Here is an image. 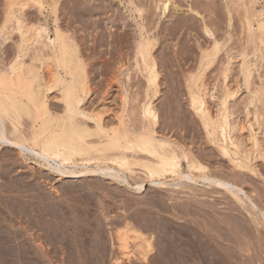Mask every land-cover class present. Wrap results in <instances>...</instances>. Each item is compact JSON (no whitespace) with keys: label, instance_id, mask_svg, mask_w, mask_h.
<instances>
[{"label":"bare ground","instance_id":"1","mask_svg":"<svg viewBox=\"0 0 264 264\" xmlns=\"http://www.w3.org/2000/svg\"><path fill=\"white\" fill-rule=\"evenodd\" d=\"M84 1L86 2L89 0ZM91 1L95 3L97 9L100 10L101 8H103L102 10L104 11L108 8V6L112 5V1L110 0H90V2ZM151 1V4H146L145 0H136V2L135 0H129V7H131V10H129H134L138 14L140 19H142L140 23H137L134 43L133 46L131 45L133 57L136 60V66L138 67V70L141 72V75L144 78V94H142L144 96L141 97L142 99L140 98V107L138 105V107L140 108L139 114L141 117L139 122L134 121L135 117L131 118L134 112H132V114H128L129 110H127V105L132 99H130L132 95L130 96L128 90H121L120 92L119 103L122 104L120 105L123 110L119 115L114 114V116H116V120L114 118L111 119L109 115H106L108 114L105 113L107 111V104L103 105L104 108L101 105L99 106L100 108L95 107L98 106L95 105V102H100L101 100H97L99 98L97 94V97L94 96L96 93V89L94 90L91 84L94 76H92V71L90 72L88 68V57H85V51L82 49L84 39L82 40L79 39L78 36L75 35V37L72 35L74 27L72 29L71 25L75 22L70 19L71 22L67 20L69 22L67 23L65 21L66 18L64 19L60 16L61 11L58 3L54 4L51 9L48 10L42 5L36 6V4H31L30 0H11L5 4L4 8H0V146L2 145L9 148H15L16 150H18L19 155H33L37 159H42L43 162L50 160L55 161L57 163V166L55 167L57 173H63L64 175L70 177H74L80 174L95 175L97 173H101L105 177L121 182L118 180L120 178L119 175V178L117 179V177H115L116 175H114V172L118 171L126 174L129 173V176L132 177L135 169H140L143 172L142 175L145 176V181L155 182L156 184L163 183V181H165L163 180L164 177H174L175 175L179 178L185 176L188 180L190 179L191 181H198L199 179H201L209 182L210 184H213L214 186H216V188L233 192L237 197V200L239 198L238 201H241L242 204L243 201L248 199L254 208H258V205L253 200L252 196L248 195L244 188L230 181H227L226 179H221L215 175L214 177L211 176L208 173L209 166L205 163L204 159L203 161L199 157L193 154H189L184 147L175 145L176 141H174L169 136H164L166 134L160 131V113L158 108L156 107L155 99H157L156 97L160 93L161 73L154 49L158 44L160 38L159 32L162 29L161 26L160 28H158L159 25H161L160 20L166 17L171 11L174 1ZM84 3L83 6H80V4H76L72 7H69V13L74 16L76 20L79 19L78 22V20L76 21L75 18H73L76 22L79 23V25L81 20V24L84 23L83 19L86 16L92 17L93 13L95 14L96 12L95 6H91L87 3L89 5L88 6L86 3ZM187 5L188 6L187 8H185V10L182 9L183 13L189 12L190 14L192 13V16L194 17H200L201 27L204 34L213 38V41L210 44L200 45V56L198 59L196 71L191 72L186 79L190 110L198 116L200 125L203 128L208 141L217 145L220 153L223 156L228 157L230 162L233 163L232 165H234L235 169H240L243 172L249 171L253 174H257L259 173V170L257 169L256 164L253 163V161L260 159L264 162V109H261L262 107H264V73L262 75L259 74L261 79L260 83H257L258 85L251 89V95L248 100L245 101L246 115L248 117L251 115L252 119L249 120V122L248 120L245 121L242 118L240 120L238 118L232 119L231 117L233 116L235 111L231 107L230 100L235 96L236 91L228 83V77L232 72V60L234 57L230 53H227L226 59L222 61L221 65L219 63V70L217 68L218 73L216 75L217 82L215 83V87L218 86V82H221V88L218 95L212 93L211 96H218L217 99L219 107L216 108L214 112H212L207 106V96L209 94V91L207 89L204 78L207 71L216 64L221 52L224 49L226 50V48L228 47L229 38H220L219 36L215 35L213 28L208 23L207 16H203L200 10L194 8L192 4L188 3ZM122 9L124 8L119 7L117 11L120 12ZM175 9L177 10V6H175ZM108 10L109 9H107L106 11L108 12ZM151 14L159 16L155 22H150L148 20V16ZM228 15V22L231 25V13ZM258 15V20L254 24L253 20L251 19V17H249L248 14H246L245 16L248 33L247 43L250 42L255 46L250 49V52L248 48H244V50L240 52V56L243 58L241 71L243 74L244 83L248 88H250L252 79L254 78L256 67H258L257 70H260L261 67L264 68V17L262 16L264 15V9L261 10ZM144 19L146 20V22H149L146 24ZM85 23H87V20H85ZM106 23L107 27H109L112 22L108 21ZM100 24L98 25L100 26ZM73 26L75 25L73 24ZM86 27L89 28L88 24L85 26V28ZM103 27L101 31H99V38H97V45L99 46H103L106 39L108 38H106L107 33L104 34L107 29L103 32ZM85 28L83 29L82 27V30L85 31ZM96 31H98V29H96ZM78 32H80L81 34V31L77 30V35L79 34ZM122 32L123 31H121L120 33L122 34ZM126 32L128 33V31ZM227 32L229 34V31ZM82 36L83 35H81L80 37ZM121 40L122 39L120 38V41ZM126 47L128 46H125L124 48ZM252 57H254L255 60H253ZM120 68L122 69L123 67ZM129 70L127 69L125 71V76L127 77V79H130ZM140 90L142 91V89ZM129 91L131 92V90ZM99 96L101 95L99 94ZM134 96L133 98L136 100L132 99L131 102H133V100L135 102L137 101V98H135ZM251 106H253V109L251 108ZM129 113H131V111ZM106 117H109L110 119H106ZM246 123L255 129V133L253 132L249 134V138L247 137L248 139L246 138V140L241 139L237 136L235 137L232 133L236 130L239 132H243L247 128ZM256 129H260V131H256ZM8 155L10 156V152L4 153V155L1 154L2 157L4 156L6 157V159H10L11 156L10 158H8ZM2 157L0 158L2 159ZM6 159L3 160V163ZM14 161H16V159ZM183 162H185L186 164V173H184V170H182ZM7 164L10 165L11 162L8 163V161H6L5 165ZM14 164H16V162ZM5 165L1 166V170L2 172L5 171L7 173L6 176L5 174H2V176L4 175L5 178L7 177V179L10 180L9 175L11 171L14 170L12 168L10 169V166H7L9 169L7 167V169H4L5 167L3 166ZM64 166H67L66 169H61ZM78 166H84L85 168H79ZM11 167L13 166L11 165ZM260 175H262V173H260ZM12 178H14V176ZM161 178L163 181L161 180ZM123 179L124 182L129 183L132 188L133 186H135V188L139 190H141L145 185L144 182H137L135 180V177L132 184H130V181H127L125 177H123ZM4 184L5 182L2 185L5 187L4 189H6L7 187ZM9 185L10 188H12L11 185L13 184ZM9 185L7 189H10ZM188 188L193 190L191 193L192 196H190V200L188 201L179 202V199H176L173 196H167L160 200L158 194L153 195L151 201H148V203H150L149 209L155 207L158 208L159 211H163L165 213L166 211L169 212L167 208L173 207L175 209L174 210L172 208L173 211L177 210L176 213L180 211L179 214L171 211V214L172 212L175 213L172 214L173 218L169 216H167L169 218H166L164 214H162L161 216L159 215L160 217H156V215L152 218L151 216L150 218H152V222L146 220V224L150 230H155L156 228L159 229L160 227H166V229L168 227L169 229L170 226L176 227V224L178 226L179 223L181 225L178 227L179 233H181L182 236L184 235V237H186L183 241L180 242L179 240L182 237L176 236L177 238H179L177 239L176 237H174L175 235L173 236L175 238H173L174 242L170 243L171 246H166L170 250L172 249V252L169 250L171 252V255L170 252H168L170 256L167 260L169 261H165V259L168 258V255L166 256L165 254L164 256V253H167L168 249L167 251H163L164 248L162 249V251L161 249H156L157 252L160 251L158 253L160 255L159 258H161V260L158 259L160 260V263L157 262L158 260H155L156 264H237L241 261H244L240 263L243 264L245 262L252 261H247V259L244 260L248 256V259L252 256L253 258H260V256H258V250H262L264 253V233L261 230L264 228V209L259 208L261 210V214H253L251 213V209L245 206L246 208H249L248 210L250 214L244 215H246V217H248L258 227L259 225H261L260 228H258V234L256 235V238H258L261 244H258L260 248H256L257 250L255 251L252 250L253 252H250V247V249L245 248L241 244V246L237 247V249L243 252L241 253L240 257L235 255L237 258L235 262L237 261V263H234L232 262L234 260H229L228 258H226L228 255L222 256L223 254L221 253V255L218 251V249L221 248V241L225 239V235L221 232V229L227 227L223 226L225 224V221L221 217L216 216L218 214L215 215V212L217 211L216 209L213 208V210H209L204 206H199L197 204L202 202V198H198L197 195L202 196L203 194L205 195V193L201 192L202 194H199V191L197 190V192L196 189H194L192 186H189ZM4 189L2 188V190ZM3 192L5 193V191ZM242 194H244L246 198H243ZM1 198L2 197L0 196V199ZM2 199L0 201H4L5 199L8 204L6 198H4L3 200ZM167 200H171V202L173 200L174 204L177 202L178 205H174L173 203H171L170 206ZM11 202L9 201V203ZM38 202L36 204H38ZM8 206L10 207V205ZM20 207L22 206H19L18 208ZM44 207L46 208V206ZM27 210L28 208H26V211L24 210L23 212H27ZM43 210L45 209L43 208ZM0 214H2V212H0ZM24 214L25 213H23L22 215ZM163 215L165 218L163 217ZM29 216H31V214H29ZM2 218L0 220V264H17L18 262L16 261L17 259H15V257H17L18 254L15 256V245L12 246V236H14L15 234L11 235L13 231H9L10 229L5 223L3 225L2 222L4 219L2 220ZM130 218L129 220L132 221L133 218ZM42 219L44 220V218ZM121 220L116 223L112 221L111 224L114 222L115 225H117L118 223L121 226ZM177 220H179V222H177ZM236 220L238 222L237 218ZM195 221H197L198 223ZM194 222L195 224H199L200 222L203 226L206 223L208 225L210 224L209 226H212L213 230L216 233H212V235L206 234L207 229L201 225L200 226L203 228V230L206 229L205 231H201L200 227L196 228L199 225H194V229V226H190V223L193 224ZM134 224H132V222L130 221H126L124 227L122 226L123 228L119 229V232H117L119 238L117 239L118 241H121L120 246L124 249V256H127L130 261L131 257L134 258V256H131V253H133V251L130 253V251L128 250L129 238L132 237V240L134 239V241L135 239L140 241H148L150 236L152 238L153 236L154 238H156L155 235L152 236V234L150 236H147L143 231L144 229H141L143 231L142 232L140 229L134 226ZM23 234L21 236H23L24 238ZM17 236L18 238L20 237V235ZM26 238L27 236L25 237V239ZM167 238H165L164 240H166ZM19 239H21V237ZM171 239L168 241L170 242ZM27 240L30 239L28 238ZM159 241L163 240L159 239ZM214 241L216 243H219L218 245L220 247L218 249V245L216 246V243H214ZM29 245L27 246L23 244V246L25 247H23L24 250H22L21 253L24 256H22L20 253V257H25V260L27 258V261H33L34 263L36 260L34 261L32 258H36V255L33 257L31 256L29 250H31L32 248L29 249ZM144 246L145 245H143V247ZM144 248L146 249V247ZM145 249L140 250L144 251ZM73 251H75V249H73ZM139 251H137L138 254ZM142 253L143 252L139 254L141 256L137 257H142L144 259V262L148 259L149 256L151 257V255L147 257V254L149 252L143 254ZM158 253L156 254V257H158ZM172 253L174 254L172 255ZM75 254L77 255V253ZM72 255L73 256L71 261L76 262L77 260H74L76 256L74 254ZM232 255H234L233 253L230 256L234 258ZM243 256L245 257L244 259L242 258ZM22 257L20 258V260H22L23 262ZM77 258L81 259L79 256ZM143 259H140V261H142ZM38 260L39 258L37 259V261ZM65 260L66 262L68 261L67 259ZM71 261L70 264L72 263ZM113 261L114 264H120L122 262V258L116 257L113 258ZM149 261H151L152 263V259ZM255 261L259 262V260L257 259ZM25 264H27V262Z\"/></svg>","mask_w":264,"mask_h":264},{"label":"rangeland","instance_id":"2","mask_svg":"<svg viewBox=\"0 0 264 264\" xmlns=\"http://www.w3.org/2000/svg\"><path fill=\"white\" fill-rule=\"evenodd\" d=\"M9 1L11 0H0V8H4L5 4L8 3ZM19 1H23V0H19ZM82 1L83 3L85 2L84 0H72V2L71 0H30V3L36 4V6L42 5L48 10L51 9V7L54 4L58 3V6H60L59 8L61 11L60 16L64 19L66 18L65 21L67 23L71 22V20L75 22L73 23L75 26H73V24L71 25L72 29L74 27L73 29L74 31L72 35L78 36L79 39L82 40L84 39V44L83 43L81 44L84 45V46L82 45V49L85 51L86 54L85 57L86 58L88 57V62H89L88 68L90 72L92 71L91 72L92 76H94V78L91 81L92 87L94 88V90L96 89L95 90L96 93L94 96L97 97L98 95L99 98L97 100L100 99L102 101V102L96 101L95 105L98 106L95 107L100 108L99 106L101 105L104 108L103 105L107 104L106 105L107 111L105 113L108 114L106 115H109L111 119L113 118L115 119L116 116H114V114L119 115L120 112H122L123 110L121 107L122 104L119 103L120 92L121 90L122 91L128 90L130 96L132 95L130 99L131 98L134 99L133 98L134 95H135L134 97L137 98L136 102L134 101L136 99H134L133 102H131L132 101L131 99V101L127 105L128 107L126 106L128 108L127 110H129L128 114H132V112H134L131 118L135 117L134 121L139 122L141 118L139 114L140 98L144 96L142 95L144 94L143 91L144 78L141 75V72L138 70V67L136 66V60L133 57V51L131 45L133 46L134 43V36L136 35L137 23L138 22L140 23L142 19H140V17L134 10L130 11L131 7H129V0H110L112 1V5L108 6L107 8L109 9L108 12L106 11L107 9L105 11L102 10L103 8H101L100 10L97 9L95 3L93 1L90 2L89 0L86 1L85 3L86 4L88 3L91 6H95L96 12L95 14L93 13L92 17L86 16L85 17L86 19L84 18L85 20H87V23H85V20L83 19L84 23L81 24L82 23L81 20L79 25L78 23L79 19H77L78 22H76L77 21L76 18L69 13L70 12L69 7H72L73 5L76 4L77 5L80 4V6L81 5L83 6ZM173 1L174 3L171 8V11L168 13L166 17L160 20L161 25H159L158 28H160L161 26L162 29L159 32L160 38L158 44L154 49L155 56L157 58L161 73L160 93L156 97L157 99H155L156 107L158 108L160 113L161 124L159 126V129L162 133L166 134L164 136H169L174 141H176L175 145L182 146L187 150L189 154H193L202 160L204 159L205 163L209 166L208 173L211 176L214 177L215 175L221 179L224 180L226 179L227 181H230L244 188L247 194L252 196L253 200L258 205V208H254L248 199L243 201V204L241 201L240 203L238 201L239 198L237 200V197L233 192L216 188V186L210 184L205 180L199 179L198 181H191L190 179L188 180L187 177L185 176L181 177L182 179L176 177V175L174 177L167 176L163 178V180L165 181H163L161 178L163 183H159V184H156L155 182L145 181L144 180L145 176L142 175L143 172L140 169L138 170L135 169L134 172L135 174L133 173L132 177L129 176V173H127L128 174L127 175L126 173L123 172L122 173L118 171L114 172V175H116L115 177H117V179L120 177L118 180L121 182L105 177L101 173L100 174L97 173L95 175L80 174L74 177H70L64 175L63 173L62 174L57 173V170L55 169L57 163L55 161L50 160L43 162L42 159L41 160L37 159L35 156L29 154L22 156L21 154L19 155L18 150H16L15 148H11V147L9 148L7 146L1 145L0 157H2L1 154L4 155V153L10 152V156L12 159L10 158L9 155L7 157L10 159H6V157L4 156L2 157V159L0 158L1 159L0 164L3 163L4 159H6L4 162L5 164L6 161H8V163L11 162L10 165L8 164L5 165L4 163L1 164L0 170H1V166L5 165L3 166L5 167L4 169H7L10 166L9 168L10 169L12 168L14 171H11L9 175L10 180H8L7 177L5 178L7 172L5 171L2 172V170L0 171L1 172L0 183L3 184L5 182L4 184L5 186L7 181L9 184H13L11 185L12 188H10V185L7 183L6 187L8 188L9 185L10 188V189L6 188L7 190L4 189L5 187L2 184H0L1 185L0 193L2 192L0 196L3 199L6 198L8 201V204L5 199L4 201H0V212H2V214H0V220L3 217L2 218V220L4 219L2 222L3 225L5 223L7 227L10 229L9 231L15 232V233L12 232L11 235L15 234L14 236H12L13 237L12 246L13 245L16 246V247L14 246L15 248L14 253L15 256L18 254L17 257H15V259H17L16 261L18 262L17 264H20L22 262L20 258L24 256L21 253L22 250H24L23 247H25L23 246V244L27 246L30 244L29 249L31 248L32 249L31 250L28 249V250L31 253L32 257L36 255V258L37 259L39 258L38 260L39 262L35 257H34L35 259L34 258L32 259L34 261L36 260L37 263L36 261L34 263L33 261L32 262L27 261V258L25 260L24 259L25 257H22L23 262L21 264H25L26 262L27 264L30 263L70 264V261L72 260V256H73L72 254L76 256L74 260L77 261L76 262L73 261L74 263L71 261L72 262L71 264H76V263L77 264H93V263L114 264L113 258L116 257L122 258V262L120 264H144V263L156 264L155 260L158 259L161 260V258H159L160 255L158 253L160 251L157 252L158 249L159 250L161 249L162 251V249L164 248L165 250L163 249V251H167L168 249L167 253L170 251L172 252V249L170 250L167 247H169V245L171 246L170 243L174 242L173 238L176 236L182 237L179 240L181 242L186 237H184V235L182 236V234L179 233L178 227L181 226L179 223L178 226L176 224V227L170 226L169 229L168 227L167 229L166 227L165 228L160 227L159 229L156 228L155 230L154 229L150 230L146 223L147 221H151L153 216L157 215L156 217H160L162 214H164L166 218L169 217L173 218L172 214H175L177 210L173 211L174 209L173 207L167 208L169 212L166 211L167 212L166 214V212L164 213L163 211H159L158 208L155 207L149 209L150 203H148V201H151L152 196L157 194L159 195L160 200L167 196L168 197L173 196L176 199H179V202L188 201L190 200V196H192L191 193L193 191L192 189L188 188L189 186H192L194 189H196V191L198 190L199 194L201 192L205 193V195L203 194L202 196L197 195L198 198H202V202L197 203L199 206H204L206 209L209 210H213V208L216 209L217 211L215 212V215L218 214L216 216L221 217L225 221V224L223 226L224 227L227 226V227L221 229V232L225 235V239L224 240L221 239L223 243L221 241L220 244L221 248L223 249L219 248L220 247L218 245L219 243H216L214 241V243H216L215 245L216 246L218 245L217 249L218 248L220 249V250L218 249L220 254L221 253L223 254V255L221 254L222 256L228 255L226 258H228L229 260H234L232 262L237 263V261L235 262V260L237 259L235 255L239 257L241 256V253L243 251L237 249V247L241 246V244L245 248L250 247L251 248V249L249 248L250 252H253L260 248L259 245L261 244V242H259L258 238H256V235L258 234V228H260L261 225H259L258 227L244 214H250L248 210L249 208L251 209V213L253 214L255 213L261 214V210L259 208L264 209V177H263L264 162L263 160L260 159L253 161V163L256 164V167L259 170V173L257 174H253L249 171L243 172L240 169H235L234 165H232L233 163L230 162L228 157H225L220 153V150L218 149L217 145L208 141L204 133V130L200 125V120L198 116L190 110L188 103V88L186 84V79L191 72L196 71L198 59L200 56V45L210 44L213 41V38L204 34L203 29L201 27L200 17H194L192 16V13L190 14L189 12L183 13L182 9L185 10V8H187L188 6L187 5L188 3L192 4L194 8L200 10L203 16L204 15L207 16L208 23L213 28L215 35L219 36L220 38H224V37L229 38L228 47L226 48V50L224 49L221 52L216 64L207 71L206 76L204 78L207 89L209 91V94L207 96V106L212 112H214L216 108L219 107L218 99H217L218 96L212 97L211 94L212 93L215 95L219 94L221 88V82H218L219 83L218 86L215 87V83L217 82L216 75L218 73L217 68L221 65L222 61L226 59L227 53H230L234 58L232 60L233 62L232 72L228 77V83L236 91L235 96L230 100L231 107L235 111L231 118L232 119L238 118L239 120L242 118L243 120L245 121L248 120L249 122V120H251L252 118L251 115L249 116L250 118L246 115L245 101L248 100V98L250 97L251 89L254 88L256 85H258L257 83H260L261 79L259 74L262 75L264 73V68L261 67L260 70H257L258 67H256L254 78L252 79L250 88H248L244 83L243 74L241 71L243 58L240 56V52L244 50V48H248L250 52V49H252L255 46L250 42L247 43L248 33H247V25L245 22V16L246 14H248L249 17H251V19L253 20V24L256 23L258 20L259 12L264 9V0H173ZM145 2L146 4L152 3L151 0H145ZM175 6H177V10L175 9ZM119 7L124 9H122L119 12L117 11ZM230 13L232 16L231 25L228 22L229 19L228 14ZM262 16L264 17V15ZM158 17H159L158 15L151 14L148 16V20L150 22L153 21L155 22ZM73 18H75L76 21ZM105 21L106 22L110 21L112 23L109 27H107V23ZM144 21L146 24L149 22V21L146 22L145 19ZM85 24L86 25L88 24L89 28L87 27L85 28L86 26ZM98 24H100V26L103 27V32L107 29L104 32V34L107 33L106 38L107 37L108 38L106 39L103 46L97 45L98 43L97 38H99L100 36L99 31H101L102 29V27H100ZM82 27L83 29L85 28V31L82 30ZM96 29H98V31H96ZM77 30L81 31V34L80 32H78L80 35L79 34L77 35L76 33ZM121 31H123L122 34L120 33ZM126 31H128V33ZM227 31H229V34ZM81 35L83 36L80 37ZM88 37L89 39L90 38L92 39L89 40ZM120 38L122 39L121 41ZM85 41L88 45L85 43ZM110 41H112L113 43ZM93 43H95L96 45ZM105 44L108 47H106ZM123 46L124 47L128 46L129 48L128 47L124 48ZM252 59L255 60L254 57H252ZM122 63H124L126 66ZM119 66L123 68L121 69ZM127 69L128 70L130 69L129 70L130 79H127V77L125 76V71ZM140 89H142L143 93ZM129 90H131V92ZM98 93L101 96H99ZM138 93H139V97H138ZM108 107L110 110L108 109ZM251 108L253 109V106H251ZM261 109L263 110L264 107H262ZM130 111L131 113H129ZM109 117H106V119H108ZM246 127L247 128L243 132L241 131L239 132L236 130L232 134L235 137L237 136L241 139L246 140L247 137L249 138V134L253 132L255 133V129L252 126H249L246 123ZM256 131H260V129L259 130L256 129ZM15 159L16 161H14ZM15 162L16 164H14ZM11 165L13 167H11ZM185 166L186 164L185 162H183L182 170H184L183 171L184 173H186ZM66 167L67 166H64L61 169H66ZM78 167L85 168L84 166H78ZM260 173H262V175H260ZM2 174H5V176L4 175L2 176ZM11 176L12 177L14 176V178H12ZM123 177H125L127 181H130V184L134 182V177H135V180L137 182L139 183L144 182L145 185L143 184L144 186L141 190L135 188V186H133L132 188V186H130L129 183L124 182ZM9 181L12 183H10ZM22 187L24 188V190ZM2 188L4 190H2ZM3 191H5V193ZM242 197L246 198L244 194H242ZM9 201L12 202L9 203ZM38 201L40 202V204ZM37 202L38 204H36ZM168 202L170 206L171 203L174 204L173 200L172 202L171 200H169ZM176 204L177 202L174 205ZM8 205H10V207ZM18 205L22 207L18 208L19 207ZM44 206H46V208ZM245 206L249 208H246ZM26 208H28L27 212H23L24 210L26 211ZM43 208L45 210H43ZM149 210L152 212H150ZM171 211L175 213L172 212L171 214L170 213ZM179 212H177L176 214H179ZM23 213L25 214L22 215ZM29 214H31V216H29ZM127 216L129 218L131 217L130 219L133 218L132 221L129 220ZM151 216L152 218H150ZM234 217L238 219V222ZM42 218H44V220ZM12 220L15 222H13ZM119 220L122 221L121 226L118 223L117 225H115V223L119 222ZM112 221H114L115 223L113 222L111 224ZM123 221L125 222L130 221L132 222V224H134L135 222L134 226H136L140 230L144 229L143 231L147 236H150L152 234V236L155 235L156 237L154 238L153 236L152 238L150 236V238L152 239L150 238L149 239L152 241V243L149 239L148 241H140L136 239L134 241V239L132 240V237L129 238L128 250L130 251V253L133 251V253H131V256H134V258L131 257V261L130 259L127 258V256H124V249L120 246L121 241L120 240L118 241L119 238L117 232H119V229H122L124 227L125 222ZM177 222H179V220H177ZM195 222L193 224L190 223V226L199 225L196 228L200 227L202 231L203 228L201 226L203 225L200 222L199 224H195ZM209 225L206 223L203 226L204 228L207 229L206 234L209 235H212V233L215 234L216 232L213 230V227ZM206 229H204L203 231H205ZM261 230L264 233V228ZM20 233L22 234L24 233L23 234L24 238L23 236H21L22 234ZM16 234L20 235L21 239H19L20 237L18 238ZM167 235L168 236L171 235L169 236L170 239L172 237L170 242L168 241L170 239ZM26 236L27 238L25 239ZM28 238L31 241L27 240ZM165 238L167 239L164 240ZM159 239L163 241H159ZM159 243H162L163 245ZM143 245H145L144 247H146V249L143 247ZM139 246L142 248H140ZM73 249H75V251H73ZM140 249L141 250L145 249L144 250L145 252L141 251ZM137 251H139V254L141 252L143 253L149 252L147 254V257L149 255H151V257L149 256L147 259L148 261L146 260L144 262V259L142 257H137V256H141L138 254ZM258 251L260 253V254L258 253V256H260V258H253L252 256L251 258L248 259L249 256L247 258L243 256L242 258L243 259L245 258L244 260L246 259L247 261L252 260L251 262H245L243 264L246 263L251 264L253 261L254 262L252 264H261V263L264 264V253L262 250H258ZM156 252L158 253V257H156L157 256ZM223 252H225L226 254ZM231 252L234 254L232 255L234 258L230 256L232 254ZM20 253L22 255L21 257H20ZM75 253H77V255L81 259L77 258L78 256ZM167 253L166 252L164 253V256L165 254L166 256L168 255L167 256L168 258L165 257L166 258L165 261H169L167 259H169L170 255L169 253L168 254ZM173 254L174 253H172V255ZM41 258H43L45 261ZM139 258L143 259L142 260L143 262L140 261ZM65 259H67L68 261L66 262ZM151 259H152V263L151 261H149ZM256 259L259 260V262L255 261ZM160 260H158L157 262H159ZM242 262L244 261H241L237 264H240Z\"/></svg>","mask_w":264,"mask_h":264}]
</instances>
